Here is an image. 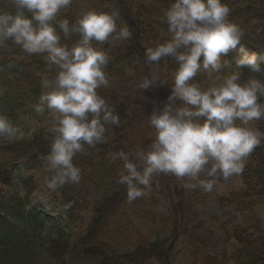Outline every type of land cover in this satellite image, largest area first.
Masks as SVG:
<instances>
[{
  "label": "trees",
  "instance_id": "1",
  "mask_svg": "<svg viewBox=\"0 0 264 264\" xmlns=\"http://www.w3.org/2000/svg\"><path fill=\"white\" fill-rule=\"evenodd\" d=\"M173 2L72 0L53 21L61 35L60 43L69 47L79 35L72 33L64 38L58 22L67 19L70 25L75 24L88 10L118 13V26L126 25L131 33L126 40L94 42V47L104 50L109 57L105 67L108 86L96 91L115 109L120 124L108 126L105 143L95 147L85 145V150L73 158L74 165L81 169L79 184H65L55 192L44 185V178L51 173L46 171L42 159L50 152L52 118L47 112L36 113L33 105L47 91L42 88V79H54L58 69L49 66L43 55H29L10 40L0 46V114L20 130L13 139L0 138V264L181 262L175 253L176 241L170 247L177 232L171 189L175 185L182 221L185 193L190 204L203 203L209 195L199 187L185 188L186 178L160 173L153 176L146 195L130 202L126 186L118 183L124 161L113 159L122 151L137 162L135 153L149 150L155 139L149 124L150 103L144 99L141 85L145 81L157 84L164 78L174 85L178 65L171 58L148 63L145 52L170 38L164 13ZM222 3L230 8L228 22L242 29L244 36L241 44L221 57L231 67L214 73L212 78L236 70L235 60L244 54L241 46L248 54L255 52L259 57L264 53V0H222ZM0 12L15 14L13 0H0ZM25 15L31 18L26 10ZM260 67V73L241 69V82L250 78L264 82V62H260ZM194 79L204 88L212 82L204 72ZM260 102L264 103V97ZM171 106L181 107L183 102L176 99ZM252 127L264 132V118L253 121ZM21 169L25 174H20ZM238 177L240 185L227 188L213 200L219 208L238 214L239 222L235 218H212L206 231L195 220L187 219L180 225L178 236L189 242L197 264H264V219L260 217L264 211V141L247 158ZM35 194H44L51 204L59 207L60 218L43 216L33 205ZM69 204L71 207L66 208ZM87 210L92 212V223L83 234L75 236L71 230L82 224L81 216ZM149 223L156 228L149 227ZM142 225L148 227L146 235L139 233ZM213 238L219 239L225 248L210 252L207 243ZM67 253H70L68 261Z\"/></svg>",
  "mask_w": 264,
  "mask_h": 264
},
{
  "label": "clouds",
  "instance_id": "2",
  "mask_svg": "<svg viewBox=\"0 0 264 264\" xmlns=\"http://www.w3.org/2000/svg\"><path fill=\"white\" fill-rule=\"evenodd\" d=\"M15 14L0 12V46L5 41L18 45L29 55L41 54L49 66L58 71L54 79L43 78V91L33 105L38 114L47 112L52 118L50 152L43 156L44 178L50 191L65 184H79L81 169L73 158L107 140L108 126L120 124L115 109L97 93L108 86L105 67L107 53L94 47L115 40H126L128 27L118 26V13L88 10L71 24L60 20L58 26L64 38L76 33L79 39L71 47L61 44L57 32L58 13L72 0H13ZM31 13V18L25 15ZM230 8L222 0H174L164 13L170 38L145 52L146 62L158 63L171 58L178 65L174 72L170 102L179 99L183 106L171 103L149 116L155 129V139L149 150L129 154L119 152L113 159L124 161L118 183L125 185L128 200L146 195L154 175L172 174L187 179V189L201 188L211 192L216 178L228 179L240 175L247 158L264 141V132L252 127V122L264 118V82L250 78L241 82V69L260 73L264 53L244 54L235 60V69L227 75L213 77L231 67L222 60L231 49L241 44L244 32L227 17ZM258 60L260 62H258ZM204 72L212 79L204 88L195 81ZM152 81H145L146 89ZM203 118V119H202ZM20 130L5 115L0 114V138L13 139ZM204 176L206 178L202 179ZM71 207V204L66 205Z\"/></svg>",
  "mask_w": 264,
  "mask_h": 264
},
{
  "label": "rangeland",
  "instance_id": "3",
  "mask_svg": "<svg viewBox=\"0 0 264 264\" xmlns=\"http://www.w3.org/2000/svg\"><path fill=\"white\" fill-rule=\"evenodd\" d=\"M165 79V78H164ZM159 81L157 84H149V86L143 90L144 99L147 100L149 104L150 112L153 111H159L162 110L165 105L172 103L168 100V97L171 95V87H173V83L170 79L166 78V80ZM153 134L155 136V131L152 129ZM25 172L23 169L20 170V174H24ZM201 178H206L202 176ZM216 184L211 192H209V198L200 204H190L188 202V194L185 193L183 195L184 199V220L183 224L187 222L186 220H195L202 224L204 231H206L208 223L211 221L212 218H217L221 220H228L230 218H235L236 220L240 221V218L238 215L233 214L229 211L221 210L213 201L214 197L222 194L226 188L228 187H235L238 186L240 183L238 176H232L228 179H224L222 176H218L216 178ZM94 198V197H93ZM33 205H35L40 211L42 215H48L51 217H57L58 208L52 206L48 199L46 197L44 198L42 195H34L33 198ZM92 212L86 211L82 214V224L78 225L77 227H74L71 230L72 234L78 235L83 234L85 230L88 228V226L92 223ZM260 217L264 219V211L260 214ZM154 221V220H153ZM151 222V221H150ZM142 223V221L140 222ZM149 227L156 228V225L154 223H149ZM143 227L139 230L140 234H147L148 233V227L146 225H142ZM49 228V226L47 227ZM75 235V236H76ZM73 236V237H75ZM203 237H206L205 234H203ZM176 250L175 253L178 256V259L181 260L179 264H197V260H195L192 257V248L189 245V242L185 240L183 237L178 236L176 240ZM208 250L210 252L223 250L225 246L221 244L219 239L213 238L211 240H208ZM70 253L66 254V261L69 260Z\"/></svg>",
  "mask_w": 264,
  "mask_h": 264
}]
</instances>
